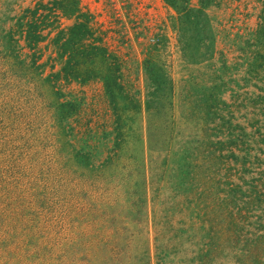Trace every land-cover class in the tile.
<instances>
[{
	"label": "rangeland",
	"instance_id": "obj_1",
	"mask_svg": "<svg viewBox=\"0 0 264 264\" xmlns=\"http://www.w3.org/2000/svg\"><path fill=\"white\" fill-rule=\"evenodd\" d=\"M60 1L0 0V264H264V1L211 0L193 60L167 0H76L31 48L26 10ZM86 14L129 100L65 76L54 38Z\"/></svg>",
	"mask_w": 264,
	"mask_h": 264
},
{
	"label": "trees",
	"instance_id": "obj_2",
	"mask_svg": "<svg viewBox=\"0 0 264 264\" xmlns=\"http://www.w3.org/2000/svg\"><path fill=\"white\" fill-rule=\"evenodd\" d=\"M172 5L180 8L181 15L185 21L186 27L185 30L188 32L186 35L184 32L181 34L183 38L182 48L184 55L189 59L193 60V56L197 54L198 48L196 44H202L210 53L212 54V35H207V16L206 8L210 5L211 0H199V6L193 5L190 0H167ZM264 1V0H262ZM57 6L49 7L43 5L45 10L40 12V6L33 10H26L25 14L26 20V29H24V24H20V32L25 31V39L28 42V46L35 48L38 46L41 40L45 39V35L42 34V31L50 25V19L53 17V20H57L56 9H62L66 14L74 13L78 11L76 5V0H71L69 2H57ZM54 8V9H53ZM81 15V14H80ZM260 18L263 23L260 24V28L256 31L255 42H260L264 40V2L261 9ZM79 18L81 16H78ZM52 20V23H53ZM192 27L197 31L196 35H189V28ZM96 29L90 24L88 15H83V20L77 21L73 26H71L67 32L63 29L60 30L57 37L54 38V43L60 49L62 56L67 55L64 65L62 66L65 71L66 77L78 78V71L82 66L86 67V70L101 71L102 74L97 73L96 76L103 75V84L105 87L106 93L109 95L111 100L117 101L120 99H130V95L125 91L126 87L122 82V60L113 54L108 47L103 45L102 37L96 35ZM186 32V33H187ZM203 39L207 40L204 42ZM10 40H15L13 38V32L10 33ZM204 42V43H203ZM258 58L261 60H256L260 62L259 64L264 65V56L258 54ZM147 73L149 74L150 81L152 82L151 87H154L153 90L149 88L147 94L152 96L153 92L161 91L163 97L169 95L171 88L168 84L160 83L158 80V72L156 67L151 66V60L147 59L144 62ZM264 68V66H263ZM73 70L74 72H70ZM130 101H133L131 99ZM150 101V100H149ZM148 101V102H149ZM139 105L135 104V109L137 110ZM210 110L214 113H219V108H211ZM210 112V113H211ZM213 114V113H211ZM217 116V115H216ZM225 122V121H224ZM219 157H222L220 155Z\"/></svg>",
	"mask_w": 264,
	"mask_h": 264
}]
</instances>
